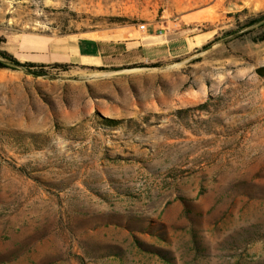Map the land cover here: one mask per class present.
<instances>
[{"label":"rangeland","instance_id":"obj_1","mask_svg":"<svg viewBox=\"0 0 264 264\" xmlns=\"http://www.w3.org/2000/svg\"><path fill=\"white\" fill-rule=\"evenodd\" d=\"M0 264H264V0H0Z\"/></svg>","mask_w":264,"mask_h":264},{"label":"trees","instance_id":"obj_2","mask_svg":"<svg viewBox=\"0 0 264 264\" xmlns=\"http://www.w3.org/2000/svg\"><path fill=\"white\" fill-rule=\"evenodd\" d=\"M12 58H13V57H12ZM13 60H14L15 62H17V63L19 62V61H17V60H16V59H14V58H13ZM108 120H112V119H108Z\"/></svg>","mask_w":264,"mask_h":264},{"label":"bare ground","instance_id":"obj_3","mask_svg":"<svg viewBox=\"0 0 264 264\" xmlns=\"http://www.w3.org/2000/svg\"><path fill=\"white\" fill-rule=\"evenodd\" d=\"M146 41H149L150 39L149 38H145Z\"/></svg>","mask_w":264,"mask_h":264},{"label":"built area","instance_id":"obj_4","mask_svg":"<svg viewBox=\"0 0 264 264\" xmlns=\"http://www.w3.org/2000/svg\"><path fill=\"white\" fill-rule=\"evenodd\" d=\"M144 26V25H143Z\"/></svg>","mask_w":264,"mask_h":264}]
</instances>
